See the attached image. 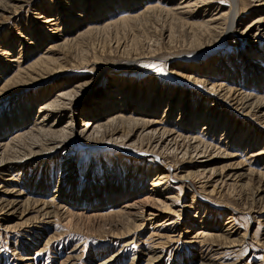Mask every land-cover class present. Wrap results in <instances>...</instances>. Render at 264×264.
I'll list each match as a JSON object with an SVG mask.
<instances>
[{
	"label": "rangeland",
	"instance_id": "rangeland-1",
	"mask_svg": "<svg viewBox=\"0 0 264 264\" xmlns=\"http://www.w3.org/2000/svg\"><path fill=\"white\" fill-rule=\"evenodd\" d=\"M116 1H118L119 4L120 0ZM156 1L158 0H131L133 4L131 5L128 0L126 4H122L121 2L117 8H114L116 5L110 4V6L113 7H111L110 11L107 9L104 10L102 14L104 15L103 18L101 17L100 19L96 17L98 23L102 22L103 24H107V22H110L114 24L116 20H120L122 17L129 18V16H141V14L142 17H140L141 19L139 18L138 21H134L131 25L113 26L109 28L108 32H101L99 34L94 33V36L89 37L87 35L82 38H76V36H80L83 31H86V28L94 26L93 20L86 21L94 16V12L95 14L97 13L98 9H96L94 0H33L30 6L18 10L17 13L4 14L3 17H0V64L3 65L0 69V76L3 72H8L9 76L6 78L2 77L0 82L4 84L12 76L11 73L19 69H26L29 65L34 64L36 60L44 57L42 55L54 58H59L60 56L61 58L57 64L70 65V71H66L65 74L58 71L55 77H43L37 82L27 80L28 89L22 96H27V94L38 96L37 93L39 91L41 92L47 89L51 84L58 87L64 83V85L70 87L71 90L73 86L76 85L77 78L82 75L80 69H82L83 66H81V64L86 59L81 53L82 50H79L80 47L83 49L84 54H86V51L89 49L91 52L94 49L100 52L102 48L106 46L115 50L117 46L115 42L121 40L125 42V45H128L130 49H126L124 52H128L131 55L135 53L137 55L136 59L121 58L123 57L121 52L105 56L101 69H107L106 72L102 73L95 84L96 86L93 87L86 96L81 93L80 96L77 97L79 105L87 109L89 105L92 104L93 106V104L98 101L97 99L104 94L107 89H111V87L117 89L118 86H120V90L124 92L123 94L130 95V97L135 94L134 97L137 98L140 103L143 102L141 107L144 111L158 104V109L151 119L158 123L163 121L164 124L166 123V128L170 129L177 136L180 134L184 135L182 131L183 127L177 121L181 119L179 118L181 113L179 110L185 107L183 112L186 114V117H188V115H193V118L198 116L199 119L191 121L190 118V122L188 123L190 130L194 128L193 126H197L196 124L194 125L196 121L199 122V124H208L207 127L209 131L205 133L200 131V136H202L199 139L201 140L197 138V140L200 141L199 144L220 148L215 151L216 153L219 152L220 155L215 158L216 160L213 161L214 164L212 167L217 169L220 168V172H224V174L232 173L238 175L248 171L253 172V179L257 183L259 176H264V158H259L257 160L251 159V156L245 153L248 152L250 148L245 152H243V149L240 151V147L246 140L238 141L236 145L230 144L226 146L227 150H225L226 147H224V145L226 141L223 140L226 139V137L224 136L223 139H220L219 136L221 137L223 130L228 127L227 124L230 121L232 122L230 123L229 129L232 127V123H234V125L241 123L238 126L243 127L242 121L245 120L248 124L247 127L243 128V138H247L251 134L253 136H259L257 138V145H255L257 140L254 141V148L256 149L260 147L262 142L264 144V125L259 123L258 120L251 115H248L247 111L243 110L241 106L239 107L232 98L224 97L217 91L211 92L210 84L212 81L207 79L205 75H207L206 69H208L209 66L215 67L219 61L223 63L224 69H229L225 63L230 58L229 61H231V63H229L236 66V71L233 76L230 77L236 80V82H233L232 88L236 90L243 88V91L246 90V92L248 91V93L252 95L257 93L259 89H257V86L253 87V81L250 82L249 80L245 84L240 82L239 74L243 70L240 68L239 63H241L243 59H246V56L249 55L246 52L252 46L257 51L262 50L264 52L263 38H261V40L259 39V41L252 40L250 37L242 35V31H244L246 26L249 25L254 18L256 19L264 10L260 11L259 9L258 12H256V6H253V3L249 2L248 12H250V15L246 16V19L243 17L240 18V16L237 15L234 28H231V20L222 21L220 23V29L222 30H217L219 33L217 32L218 36L216 37L217 39H215L216 41H214V37L212 35L210 36L209 33L206 34L203 32V29H197L198 27L190 29L183 23L187 24L194 22L201 24V22L203 23L204 20L206 22L209 18L207 14L216 15L220 11L222 13H227V11L230 10L232 0H218L207 7L200 5V8L192 10L188 17H177L174 20L164 17L163 14L160 17L159 13L156 15L154 13H146V10L149 8L148 6H151L152 3H156ZM176 2L173 1L171 4L174 6V9L177 7ZM165 4L166 0H161V6L163 8L167 7H164ZM107 11L110 13H107ZM56 12L60 14V21H58L56 26H52V24L56 22L49 23L50 20H54V18L52 19L50 17L55 15ZM123 12L126 13L124 14ZM178 12L181 11L179 10ZM143 13L146 14L143 15ZM222 13H220V15ZM44 14L48 16V23L44 24L45 27H42L40 23L44 21L42 18ZM240 19L244 20L239 21ZM169 34L171 38L168 37ZM226 34H228V36ZM199 40L202 43L200 44V48L198 47V43H200ZM69 41L70 43L67 44L66 47L62 46L63 43H68ZM2 52L4 55H2ZM5 53H9L10 55L6 56ZM259 55H261V53H259ZM180 56L186 58L185 60L183 59L185 63L181 65L178 63V61H183ZM91 57L92 55H88V58ZM237 59H239V61H236ZM247 59L251 61L249 60L250 58ZM254 64L255 63H252V65ZM132 67L138 68L136 71L138 73L137 76H124L122 74L123 70ZM251 68H253V66L249 67V69ZM89 76L93 77L94 74L91 73ZM119 80L121 81L120 83L118 82ZM116 81L118 83H115ZM113 82L115 85H111ZM133 82L136 83L134 89L133 86L135 84ZM142 85H144L143 93L140 89ZM114 89H111L113 93L116 92ZM61 91V87L57 88L55 91L56 95L51 97L50 100H54ZM149 91L155 93V95L150 94ZM119 93L120 92L115 95V98L118 99L117 101L121 98ZM17 100V96H12L0 101L1 119L7 112L11 113L17 105ZM155 100L156 102L153 104ZM127 102H129V100ZM170 103H172L170 113L174 115L172 114L173 116L170 121L165 120L164 122L163 112ZM37 107L38 103H34V108L36 110H38ZM213 107L216 109V122L211 120L214 118L212 116L214 112L210 110ZM73 110H75V108H68L65 111L67 117H64V122L68 120L69 116L73 115ZM208 112H210V115L207 117ZM242 115L247 117H243ZM175 116H177V118H175ZM186 117L184 119H186ZM56 119L57 117L52 116L50 121H55ZM59 119L60 117H58L57 120ZM146 119H149V117ZM64 122L61 123V126L64 125ZM217 124H219L218 127H216ZM30 128L31 127L21 132L28 133ZM159 128H161V126ZM218 128H220V130H218ZM193 130L189 133L196 132V130ZM196 134H194L193 137H196ZM13 136L11 138H13ZM107 143L108 145H113L111 140H107ZM137 143L138 142H135V144L126 143L127 145L125 146L124 142L117 141V145H119V148L122 150V155L129 157L132 152L135 153L141 150L142 153L140 152V155L136 154L134 158H139L142 160L143 164L146 162L145 166L143 164V167L141 165V167L138 166V170L132 167V163L129 164V173L141 171L142 174H147V179L143 181L141 186L143 190L137 195L138 201H141L143 205H145V208L140 210V214H143V216L137 218L141 224L140 228L134 230L131 235L115 237L112 233L105 234V230L103 231L100 229L98 222L89 223V221L83 219L82 224L78 226L77 229L76 227L71 228L67 226V220H64L66 215H62V213H65L68 209V207L64 206V199L54 196L56 192L50 186L44 188L42 184L40 189L36 188V180L41 178V174L44 178H52L53 180L58 178L59 181V174L62 173V171L56 174L49 173L48 169L44 171L42 168L43 165L36 166L33 164L34 166L31 165L32 168H29L26 172L17 176L14 182H11V180L9 181V179H13L8 176L9 174H4L2 178H0V193L11 185L10 189H15L13 191H17L19 194L22 193L25 199H30L32 197L34 200L36 198V201L39 202L54 201L58 207H63L64 209L61 210L60 218H42V220L40 219V223H33L30 227L23 228L16 227L17 225L15 222H18L16 216L19 213H15L14 217H10L11 219H7L4 215H0V224L6 221L13 222L12 224L9 223L10 228H7V226L0 228V264H205L204 259L208 261L207 264H264V209L263 211L260 210V208L264 207V201L261 199L259 200L260 197L264 199V188L260 190L262 194H259L260 197L258 196L257 198L256 192L252 186L242 187L241 184L243 181L237 180L238 190L236 189L232 193L229 192V196L227 195L226 198L216 193H212L211 195L212 188L209 187L210 185L206 184L207 180L201 179L200 177L195 178L189 176L191 172L194 171V167L197 164L208 160L209 157L213 155L214 152L210 151L211 147L206 156L203 157V155L193 154L191 151L192 149L190 150L191 153L185 156V152L178 155L181 150L177 152V148H175L174 151H170V153L166 151L164 154V150L160 149V146H158L155 149V151L158 152L156 156L153 153L148 154L145 148L140 149ZM153 146L156 145L154 144ZM15 148L17 149V147ZM89 148H93L92 150L97 148L103 152H101V154L99 152L91 153L88 151ZM107 149L104 143L84 144L83 142L79 143L75 141L71 150L62 151V153H67V155L74 156L75 158V162L72 165L69 164L70 167L66 168L63 172H67V170L75 168L76 166V173L74 171L72 175H74V173L76 175H85L83 171L77 172V167L85 168L91 166V171L94 173L92 175L90 173L87 177L90 178L93 177V175V178L98 176L102 177L100 173H98L100 167L98 164L105 161L104 157L106 154L109 155L110 160H116L118 159L116 157L120 155L118 154V150L105 153ZM252 150L253 147L251 148V151ZM87 151L89 152L88 154ZM224 151L235 157H226V152ZM175 152H177V158L174 157V159L172 156ZM241 152L243 154H241ZM103 153L105 154L103 155ZM143 153H146L149 157L144 158L145 156ZM58 161L60 160H57V167H60ZM151 162L152 165L148 166V163ZM171 162L173 163L171 164ZM86 163H88V165ZM66 164L67 163H64V165ZM170 164L173 166L171 169L168 167ZM223 168L225 170L222 171ZM105 169H107L106 165L104 171ZM31 172L34 173L36 177H32L33 175ZM168 174H170L171 179L166 178L163 182L168 180L165 188L167 184L169 185L167 189L171 188L166 192H161L164 198L171 197L177 199L176 201L170 202V204H172V211H166L160 203L158 205V203H153V200H148L147 194L151 190V186H153V180L158 179V177H166L165 175ZM66 175L71 174L67 173ZM122 175L123 173H121V176ZM122 177H124V175ZM44 178L42 179L44 180ZM30 183L34 184V186H32V188L31 186L27 188L26 186ZM25 190L28 193H26ZM45 190L48 193L44 196ZM128 191L124 196L125 198L129 197ZM10 194H8V196H13ZM68 196H70V194H68ZM240 197L248 201L247 204L242 203ZM91 199L92 197L89 199L90 204L91 202L94 203ZM146 201H150V203ZM72 204L73 203H71V206ZM78 207H73L75 208L73 210L78 213H83L85 216L103 215L109 211V207H104L102 209L103 211H101L99 207H97L99 208L98 211L92 208L90 210L83 206ZM110 211L112 210L110 209ZM31 216H33L32 213L24 218L23 221L32 219ZM249 216H252V218L256 220L254 225L252 223L250 230L248 229L250 225ZM170 218L174 220L173 224L168 226V220H170ZM159 221H161V223H159ZM12 226L15 227V229ZM107 230L108 229H106V231ZM229 232L233 234L229 239L232 241L231 243L228 242L229 240L227 244H225L226 242L222 244L223 242H216L208 239L214 235L217 236ZM169 236L173 237V241H175H170L167 244ZM161 238H164V240H161ZM160 242H163L164 246H159ZM154 248H158L156 249V253L159 259L157 262L152 263L154 261L152 260V255L155 254L153 251ZM159 255H161V257Z\"/></svg>",
	"mask_w": 264,
	"mask_h": 264
},
{
	"label": "bare ground",
	"instance_id": "bare-ground-1",
	"mask_svg": "<svg viewBox=\"0 0 264 264\" xmlns=\"http://www.w3.org/2000/svg\"><path fill=\"white\" fill-rule=\"evenodd\" d=\"M32 1L33 0H0V17H3L4 14L17 13L18 10L25 9L27 6H30ZM127 1L128 0H120L119 4L121 2L122 4L123 3L126 4ZM129 1L131 3V0ZM137 1H141V0H137ZM173 1L174 2L177 1L176 2L177 7L175 9H174V6L171 5ZM216 1L218 0H171V1L166 0V4L164 5V7L167 6L169 8L167 7L163 8L161 6V0H158L156 1V3H152L151 6L150 5L148 6L149 8L146 10V13L147 14L154 13L155 15L159 13L160 17L163 14L164 17L171 18L174 20L177 17L179 18L188 17L189 13H191V11L194 9L200 8L199 7L200 5H203V7H207V6H210V4L215 3ZM94 2L96 5V9H98L97 13L95 14L94 12V16L86 20V21L93 20L94 26L93 27L90 26L89 28H86V31H83L80 34V36L78 37L76 36V38L86 37L87 35L90 37V36H94L93 35L94 33L99 34L101 32H108L109 28L113 26L116 27L119 25H124V26L131 25L134 21H138L139 18L142 17V14L141 16L140 15H137L134 17L129 16V18L122 17L120 20H116V22L113 21L114 24L110 22L109 23L107 22V24H103L102 22L98 23V19L96 17L100 19L101 17L103 18L104 15L102 14L104 10L107 9L110 11L111 7H113V6H110V4L116 5L114 8H117L119 4H118V1L116 0L115 1L113 0H94ZM249 2L253 3V6H256L255 7L256 12H258L259 9L260 11L264 10V0H232L230 10H228L227 13L226 12L222 13L220 11L216 15L207 14L208 15L207 17L209 18L207 19L206 22L205 20L203 23L201 22V24H197L194 22L187 23V24L183 23V24L188 26L190 29L192 28L195 29L197 27H198L197 29H201V30L203 29L204 30L203 32H205L206 34L209 33L210 36L212 35L214 37V41H216L215 39H217L216 37L218 36L217 34L219 33V31L217 30L220 29L221 27L220 23L222 21L231 20L230 21L231 28H234L236 25L235 18L237 17V15H239L240 18L243 17L245 19H246V16L250 15V12H248V7L250 5ZM131 5L133 4L131 3ZM120 8L124 9L123 7H120ZM179 10L181 12H178ZM109 11H107V13H110ZM220 13L222 14L220 15ZM145 14L143 13V15ZM42 18L44 19V21L41 22L40 25L42 27H45L44 24L48 23L47 21L48 16L44 14V17ZM50 18L52 19L54 18V20H50L49 23L56 22L55 24L54 23L52 24V26H56L58 24V21H60V14L56 12L55 15L51 16ZM243 20L244 19H240L239 21H243ZM226 35L228 36V34ZM242 35H245L246 37H250L252 40L253 39L261 40V38L264 39V11H262L256 19L254 18L253 21L249 25L246 26L244 31H242ZM168 37L171 38L170 34L168 35ZM69 43L70 41L68 43L65 42L63 43L62 46L66 47V45ZM115 44L117 45L115 47V50H113L112 48H108V46H106V47H103L102 51L100 52H97V50L95 49L91 52V50L89 49L86 51V54L83 53V49L80 47L79 50L80 51L82 50L81 53L84 55L83 56L84 58L86 57V59L81 64V66H83L82 69H80L82 71V75L77 78V81H76L77 83L76 85L73 86L71 90H70V87L64 85V83L58 87L54 86V84H51L49 85L47 89H44L41 92L39 91L37 93L38 96L36 95L31 96V94L30 95L27 94V96L26 95L22 96L25 92H27V89H28V85L26 82L27 80L37 82L43 77H48V76H51V78L55 77L56 76L55 74H57L58 71H61L63 74H65L66 71H70L69 70L70 65H66V64L58 65L57 64L61 58L60 56L59 58H54V57L42 55L44 57H41L40 59L36 60L34 64L29 65V67H26V69L25 68L22 70L19 69L11 73L12 76L10 77V79L7 78L8 80L4 84L0 82V101H2V99L3 100L8 99L12 96L18 97L17 105L11 111V113L7 112L4 115V117H2V119L0 117V178H2L4 174H9L8 176L13 178V179H9V181L11 180V182H14L17 176H20V174H23V172H26V170H28L29 168H32L31 165L33 164L36 166L43 165L42 168L44 169V171L48 169L49 173L51 172V173L56 174L62 171V173L59 174L60 175L59 181H58V178L56 180H53L52 178H47V177L44 178L42 177L43 175L41 174L40 175L41 178L39 180H36L37 185L35 184V182L34 184L36 185L37 189L38 188L40 189L42 187V184L44 185V188H47L50 186L56 192L54 196L60 199L61 198L64 199L63 201L65 202L64 206L68 207V209L65 213L63 212L62 215L64 214L66 215L64 220H67V226H70L71 228L76 227L77 229L78 226L82 224V220L84 219L86 221H89V223L98 222L99 223L98 225H100V229H102L103 231L104 230L106 231V229H108L106 232L104 231L105 234L112 233V235L115 237L116 236L122 237V236L129 235V234L131 235V233L134 230H137L138 228L141 227V224L139 223V220H137V218L143 216V214H140L141 213L140 210L145 208V205H143L141 201H138L137 195L140 194L141 191L143 190L141 186L143 184V181L147 179L146 178L147 174H144V173L142 174L141 171L129 173L130 163H132L133 164L132 167H135L137 170H138V166L139 167L142 166L143 164L142 160H140L139 158L138 159L134 158L136 157V154L140 155L142 152L141 150L140 151L138 150L135 153L132 152V154L129 155V157H125V155L121 154L122 150L119 148L120 146L117 145V141L124 142L125 146L127 145L126 143L135 144V142H138L137 144L139 145L140 149L145 148L148 154L153 153L155 155L158 153L157 151H155V149L158 146H160V149L164 150L163 151L164 154L166 151L170 153V151L172 150L174 151V149L177 148V152L181 150L180 154L178 155H181V153L185 152L184 153V156H185L191 153L192 151L193 154L203 155L204 157L208 153V150L211 146L208 147V146L199 144L200 141L197 140V138L198 139L201 138L202 135L200 136V133L202 131L203 133H205L206 131H209V128L207 127L208 125L207 123L199 124V122L196 121L194 125L196 124L197 126H193L195 129L191 128V130L194 129L196 130V132L193 130L194 131L193 133H189L191 132L188 126V123L190 122V118H191V121H195L199 119H198V116L193 118V115H188V117H186V114H184L183 112L185 110V107L179 110L181 112L179 118L181 119L177 121L183 127L182 131L184 132V135L180 134L179 136H177L170 129L166 128L167 127L166 123L164 124L163 121L158 123L151 119V117L155 115V111L158 109V104L153 105L152 108H148L149 110L144 111L143 108L141 107L143 102L140 103V101L134 97L135 94H133V96L131 97L130 95L123 94L124 92H122L123 90H120L121 89L120 86H118L117 89H114L113 87H111V89H114V91H116L114 93L112 92L113 90L107 89V91H105V93L102 94L97 99L98 101L96 100L97 102L95 101L96 103H94L93 106L92 104L89 105L87 109L79 105L77 101V97L80 96L81 93H83L84 96H86L88 92L93 87L96 86L95 84L99 80L102 73L106 72L107 69L105 68L101 69V67H103L102 64L104 63L103 60L105 56L113 55V53L117 54L121 52L123 54L122 55L123 57L120 56L121 58L126 57L129 59H132V58L136 59L137 55L135 53L131 55L128 52L126 53L124 52L126 49H129L128 45H125V42H122L121 40H117ZM200 44H202L201 41L200 43H198L199 48H200ZM248 51L246 53L249 55L246 56V59H243L244 61L242 60L241 63H239L240 68H242L243 70L239 74L240 76L239 80L242 84L247 83L249 80L250 82L253 81L254 82L253 87L257 86V89H259L257 90V93H255L254 95L249 94L248 91L246 92V90L243 91L242 90L243 88H241L240 90H236L232 88V84L233 82H236V80L230 77L233 76L234 72L236 71V66L234 64H230L231 63V61H229L230 58L225 63L227 68H229L230 70L224 69L223 63H220L219 61V63H217L215 67L209 66V68L206 69L207 75H205V77L212 81L210 84L211 92L217 91L219 92V94H221L224 97L232 98L233 101L239 105V107L241 106L243 110L247 111L248 115H251L252 117L257 119L259 123L264 125V93H263L264 91L263 89L264 87V84H263L264 83V52L262 50L257 51L256 49H254L253 46L250 47ZM259 53H261V55H259ZM2 55H4L3 52H2ZM5 55L7 56L10 54L5 53ZM88 55H92V57L88 58ZM180 58L182 60L186 59L185 57H182V56H180ZM247 58H250L249 60L251 61H248ZM239 59H237L236 61H239ZM66 60H67V57H66ZM184 60L178 61V63L181 65L182 63H185ZM252 63H255V64L252 65ZM125 65H129V64H125ZM1 66L3 67V65L0 64V69H1ZM250 66H253V68L249 69ZM137 70L138 68L132 67L130 69L123 70L122 74L124 76H133V75L137 76L138 74L136 72ZM91 73L94 74L93 77H90L91 75L89 76V74ZM3 74L0 76V79H2V77L6 78L9 76L8 72L7 73L3 72ZM118 82L120 83L121 81L119 80ZM118 82L116 81L115 83H118ZM133 83L135 84L133 86V89H134L136 87V83L135 82ZM111 85H115L114 82ZM59 87H61V90H62L61 93L58 94L54 98V100H50L51 97L56 95L55 91ZM140 89L142 90V93H143L144 85L140 86ZM118 92H120L119 96H121L119 101H117L118 99L115 98V95H117ZM149 93L155 95V93L151 91H149ZM128 100L129 102H127ZM155 102L156 100L153 102V104ZM34 103H38V107H37L38 110L34 108ZM171 105L172 103L168 104L167 109H165L163 112L164 122L165 120L170 121L171 117L174 115L173 113H170ZM68 108L69 109L75 108V110H73L74 111L73 115L69 116L68 120L64 122V117H67L65 115V111ZM210 110H213L214 112L212 114L214 118H212L211 120L213 121L217 120V118H215L216 109H214L213 107ZM210 112H208L207 117L208 115H210ZM52 116L57 117V119L58 117H60V119L59 120L56 119L55 121L54 120L50 121ZM242 116L247 117L244 115ZM148 117L149 119H146ZM185 117L186 119H184ZM77 118H78V123H77ZM79 118H80V123H79ZM175 118H177V116H175ZM207 119H206V122H207ZM62 122H64L63 126H61ZM231 122L232 121H230L227 124L228 127H226V129L223 130V134L221 135L222 138L219 136L220 139H223L224 136L226 137V139L223 140V141H226V144L224 145V147L229 146L230 144L236 145L238 141L246 140L245 143L242 144V146L240 147V151L243 149V152H245L246 150L250 148V150L245 153L246 154L248 153L251 156V159L253 160L254 159L257 160L259 158L263 159L264 158L263 142L259 148H256V149L254 148V141H256L259 136L257 135L253 136L251 134L247 138L246 137L243 138L244 136L243 128L247 127L248 122L245 120L242 121L243 127L238 126L241 123L235 124V125L234 123H232V127L229 129ZM159 125L161 126V128H159L160 127ZM218 125L219 124H217L216 127H218ZM29 127L31 128L28 131V133L21 132L26 129H29ZM218 130H220V128H218ZM194 134H196V137H193ZM12 136L13 138H11ZM181 136H183L184 138ZM241 136L243 139L241 138ZM107 140H111V143L113 145H108ZM75 141H78L79 143L83 142L84 144L85 143L87 144L104 143L105 147L108 148L107 149L108 151L106 150L105 153L106 152L110 153V152H114L118 150V154L120 155L117 154L118 156L116 158L118 159L110 160L109 155L106 154L105 156L106 158L104 157L105 161L98 164L100 166L98 169V173H100L102 177L98 175H97L98 177H95V178H93L94 175L93 177H90V178L87 177V175H89L90 173L91 175L94 173L91 171V166H87L85 168L84 167L79 168V166L77 167V172L83 171L85 175H79V174L76 175L75 174L76 166L75 168H71L70 170H67V172H63L65 171L66 168L70 167L69 164L72 165L75 162V158L74 156L67 155V153L65 154L64 152L62 153V151L71 150L72 147L74 146ZM154 144L156 146H153ZM257 144H258V140L256 141L255 145ZM15 147H17V149ZM252 147H253V150L251 151ZM92 149L93 148H89L88 151L91 153L99 152L100 154L101 152H103L102 150L97 149V148H94V150ZM218 149L220 148L211 147L210 151L214 152L213 155H211V157L207 156L209 157L208 160L197 164L194 167V171L191 172L189 176H193L195 178L200 177L201 179L207 180L206 184L210 185L209 187L212 188L211 195L212 193H216L220 195L221 197L226 198L229 192L232 193L238 188L237 186L238 182L236 181L242 180L243 181L241 184L242 187L252 186L256 192L257 198L258 196L260 197L259 194H262L260 193V190L264 188V182H263L264 176L260 175L258 178V182L256 183V181L253 179L254 177L253 172L248 171L244 174L242 173L238 175L232 174V173L224 174V172H220L221 170L220 168L219 169L213 168L212 167V165L214 164L213 161L216 160L215 158H217L220 155L219 152L218 153L215 152ZM225 150H227V147ZM88 151H87V154L89 153ZM177 152H175L172 158L174 157L177 158ZM105 153H103V155ZM143 154L145 156L144 158L149 157V155H146V153H143ZM241 154L243 153L241 152ZM225 156L226 157L228 156L230 158L235 157L227 152ZM57 160H60L58 161L60 164V167H57ZM64 163H67V164L64 165ZM172 163L173 162H171V164ZM86 164L88 165V163ZM145 164L146 162H144L143 165L145 166ZM171 164L168 166L170 169L173 168ZM105 165L107 166V169H105L104 171ZM151 165H152V162L148 163V166H151ZM223 170L225 169L223 168L222 171ZM74 171L75 173L74 175H72ZM67 173H70L71 175H66ZM121 173H123L124 177H122L123 175L121 176ZM31 174L33 175L32 177H36L34 173L31 172ZM165 176L166 177H163V178L158 177V179L153 180L152 182L153 186H151L152 187L151 190L147 193L148 200H151V201L153 200V203L154 202L155 204L158 203V205L160 203L161 205H163L162 207L166 211L167 210L172 211L171 209L172 204H170V202L176 201L177 199L171 198V197L164 198V196L162 195L161 191L166 192L167 190L171 188L170 187L169 189H167L169 187L168 184H167V187L165 188L166 182L168 180L166 182H163V181L166 178L171 179L170 174L165 175ZM42 178H44V180ZM34 184L30 183L26 187L28 188L31 186L32 188ZM10 187L9 188L6 187L4 191L0 193V215L2 216L4 215L5 218L9 219L10 217H14L15 213H19L16 216V220L18 219V222H15L17 225V226L15 225L16 227L18 228L30 227L33 223H37V222L40 223L42 218H46V217L60 218L61 210L64 208L58 207L54 203V201L39 202V201H36V198L34 200V198L32 197L30 199H27V198L25 199L24 198L25 196L22 193L19 194L17 193V191L14 192L13 190L15 189L13 188L10 189ZM204 187H205V184H204ZM127 191H128L129 197L125 198L124 196L127 194ZM25 192L28 193L26 190ZM44 192H45L44 193V196H45L48 192L46 190ZM8 194L13 195V196L10 197L8 196ZM68 194H70V196H68ZM91 197H92L91 200H93L94 203L91 202L90 204L89 199ZM260 199L264 201L262 197H260L259 200ZM240 200L244 204H247L248 202L243 197H240ZM71 203H73L72 204L73 207L83 206L90 210L92 208L95 211L96 210L98 211L99 208L101 211H103L102 209L104 207L105 208L109 207L108 208L109 211L108 213H105L103 215L85 216L83 215V213L75 212V210H73L75 208L71 206ZM148 203H150V201ZM110 209L112 211H110ZM263 209L264 207L260 208V210L262 211ZM31 213L33 215L31 216L32 219H27L23 221L24 218H26L28 215H31ZM249 217H250V223H249L250 225L248 229L250 230L252 223L254 225L256 220L255 218H252V216H249ZM173 220L174 219L172 218L168 220L169 222V223L167 222L168 226H171L173 224ZM9 223L12 224L13 222L12 223L7 222V221L2 222V224H0V228L4 226H7V228H10ZM159 223H161V221H159ZM13 228L15 229V227ZM232 236L233 234L229 232L227 234H222V235H217V236L214 235L212 237H209L208 239L211 241L223 242L222 244L226 242L225 244H227V241ZM161 240H164V238H161ZM170 241L174 242L175 240L173 241V237L169 236V240L167 244ZM228 242L231 243L232 241L229 240ZM163 244H164L163 242H160L159 246H164ZM156 249L158 248L153 249L155 254L152 255V260H154L152 263L157 262L159 259V257L157 256L158 254L156 253L157 252ZM159 256L161 257V255ZM204 261H205V264H207L208 261H206V259H204ZM132 264H135V263H132Z\"/></svg>",
	"mask_w": 264,
	"mask_h": 264
}]
</instances>
